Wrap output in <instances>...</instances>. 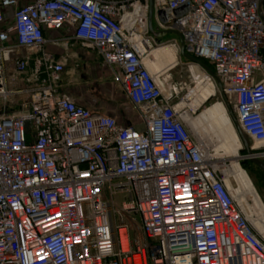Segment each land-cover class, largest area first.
<instances>
[{
  "label": "built area",
  "instance_id": "built-area-1",
  "mask_svg": "<svg viewBox=\"0 0 264 264\" xmlns=\"http://www.w3.org/2000/svg\"><path fill=\"white\" fill-rule=\"evenodd\" d=\"M148 13L149 0H0V97L26 94L0 110V264H264V235L183 119L191 87L146 63ZM151 22L212 64L250 141L242 158L264 161V0H153ZM75 45L137 121L69 92Z\"/></svg>",
  "mask_w": 264,
  "mask_h": 264
},
{
  "label": "rangeland",
  "instance_id": "rangeland-1",
  "mask_svg": "<svg viewBox=\"0 0 264 264\" xmlns=\"http://www.w3.org/2000/svg\"><path fill=\"white\" fill-rule=\"evenodd\" d=\"M176 40L179 43V40H178V37L176 34L168 33L167 35H165L164 37H162L158 40V42H159L158 44L159 45H170V44L174 43V41H176ZM75 48L77 50L81 49V50H84L86 52H89L92 55V57H95L91 50H86V49H84L80 46H77V45H75ZM174 52H175V61L166 67V71L164 70L165 71L164 75L168 76L169 80L173 83L184 82L187 84V86H190L191 89H194V87H196L197 84L199 83V81L201 80V79H199L200 76L205 74V71L203 69H201L198 65L193 64V63L189 62L188 60H186L185 58H183L180 55L179 48H178V50H176L174 48ZM150 58H152V56ZM92 61L96 67H91L87 70H84V68H81V65H80L79 70L81 71V75L79 77H76L77 81H74L72 83L71 81H67L69 79L68 74H66L65 77L63 76L64 82L68 83V86H67L68 90L71 93H73V95H75V96H81L83 98V100H85L86 103H88V101L97 100L99 102V104L102 105L104 110H106V111L115 110L119 119L121 118V114L127 113V115L130 116V118H132L134 121H137L136 110L131 105H127V101L124 98L122 92L120 91L118 83L115 81L113 76L108 72V70H106L104 67H101L99 65L97 58H94V60H92ZM191 65L196 66L197 73L195 75L194 74L193 75L196 76L197 78L193 77V75L191 74V71H190ZM163 66H164V64L158 63V67L160 68L158 70L165 69V68H162ZM151 69L155 70V68H152V67H151ZM210 81L213 82L215 85L214 95L212 97H210V99L208 101L202 102L195 109L193 108V106L191 107V105H190L188 108V113L190 115H192L194 117L197 116L198 114H200L202 111L206 110L212 103H214L216 101H220L223 103L219 89L216 85V82L213 81L212 79ZM7 86H8L7 90L11 91V90H15V89H20L22 87V84L18 85L20 87H18L17 85H15V86L7 85ZM202 87H203V84L200 85V88H202ZM185 92L186 91L181 93L177 97V100H179L181 98V96L184 95ZM25 96H26L25 93L16 94V101L17 102H14L13 104H9L7 102L8 98L4 99V98L0 97V110L6 111L9 113L18 111L20 109V103H22ZM224 106H225V104H224ZM230 110L234 114L233 110L232 109H230ZM226 111L228 112L227 114L229 115V110L227 107H226ZM231 122H232V125L234 126V123L232 120H231ZM192 133L195 135V133L193 131H192ZM241 147H242V145H241ZM210 150H211L210 152L212 153V155L215 154V151L213 148ZM238 152H239L238 158L237 157L233 158L229 155H222L221 158H216L214 156V158L216 160L217 165L219 166V168L223 172L224 176H226L225 172L227 170H229L230 166L233 165L234 162L236 164L238 163V165L250 177L256 193L259 195V197L261 198V200L264 204V176H263V173L255 164H253L250 161V158H242V157H244V155L247 154L243 148L239 149ZM220 153H222V152H220ZM229 179L232 182V185L234 187H238V186H236V185H238L237 181L234 179L233 176L230 175ZM253 202L254 201H253L252 197L247 194V197H246L247 205L251 206L254 209V211L256 213H258L257 208L255 207ZM239 204H240V202H239ZM241 207H242V210H244L243 212L247 215L246 206H244V208H243V206L241 205ZM255 212H254V214H256ZM133 233H135V234L139 233L137 226H135Z\"/></svg>",
  "mask_w": 264,
  "mask_h": 264
},
{
  "label": "bare ground",
  "instance_id": "bare-ground-1",
  "mask_svg": "<svg viewBox=\"0 0 264 264\" xmlns=\"http://www.w3.org/2000/svg\"><path fill=\"white\" fill-rule=\"evenodd\" d=\"M174 61L175 52L171 45L157 46L152 51V58L146 59V63L152 68H155V70L160 69L158 63L164 64L162 68L166 69V67ZM190 69L192 75L197 73L195 65H191ZM194 75L193 77H196ZM205 78V74L201 75L199 78L201 80L197 86L194 87V89L189 88V101L186 103L188 106H193L194 109L202 102L208 101L215 93L214 83ZM202 84L203 87L200 88V85ZM227 113L224 104L220 101H216L195 117L188 112L183 114V119L195 133L201 146L207 151L213 148L215 154L212 156H215L216 158H221L222 155H229L233 158H238V150L241 149V142ZM225 173L226 185L232 190L235 198L240 202L243 208L246 206L247 216L250 218L254 228L264 235V204L256 193L250 177L238 165V163L236 164L235 162ZM230 175L237 181L238 185L236 186L238 187L232 185V182L229 179ZM247 194L252 197L258 213H256L251 206L247 205ZM253 211L256 214H254Z\"/></svg>",
  "mask_w": 264,
  "mask_h": 264
},
{
  "label": "crops",
  "instance_id": "crops-1",
  "mask_svg": "<svg viewBox=\"0 0 264 264\" xmlns=\"http://www.w3.org/2000/svg\"><path fill=\"white\" fill-rule=\"evenodd\" d=\"M56 35L57 36H66V35H68V33H67V31L63 30V31H60L59 33H56ZM48 48L50 50H52L56 55L63 53V49L60 45L59 46H49ZM65 53L67 56L68 69L63 74V76L65 77L66 74L69 75V79L67 81H71L73 83L74 81H77L76 77H79L81 75V71L79 69L78 70L77 69L72 70L70 68L71 65H75L78 63L79 65H81V68H84V70H87L91 67H96L92 61V60H94L95 57H92V55L89 52H86V51L81 50V49L77 50L75 48V46H70L69 49L65 51ZM100 66L104 67L102 65H100ZM71 94L73 95V93H71ZM73 96L77 99V101L79 103H82L85 106H87L93 110H96L102 114L114 116L121 123H127L129 119H132V118H130V116L127 115V113L121 114V118L119 119L115 110H108V111L104 110L102 105L99 104V102L97 100L88 101V103H86L85 100H83V98L81 96H75V95H73ZM123 96H124V94H123ZM124 98H125V96H124ZM126 101H127V105H131L127 99H126Z\"/></svg>",
  "mask_w": 264,
  "mask_h": 264
},
{
  "label": "water",
  "instance_id": "water-1",
  "mask_svg": "<svg viewBox=\"0 0 264 264\" xmlns=\"http://www.w3.org/2000/svg\"><path fill=\"white\" fill-rule=\"evenodd\" d=\"M152 13H153V0H149V13H148V27H149V31L157 38V40H159L160 38L164 37L165 35H167L168 33H174L177 35L178 40H179V45H180V55L185 58L186 60H188L189 62L198 65L201 69H203L207 74H209L211 77L214 78L216 85L219 89L220 95H221V99L223 101V103L225 104V106L228 108L229 110V118L230 120L233 121L234 123V129L236 131V134L241 142L242 148L245 150L246 153H249V147H250V141L248 139V137L244 134V132L241 130V128L239 127L238 123L236 122L235 116L234 114L231 112V108L229 107L228 103H227V99L226 96L223 92V88H222V84L219 80V78L215 75L213 69L206 63H204L203 61H201L200 59L194 57L193 55L188 54L185 49H184V41H183V37L175 30H160V31H154L153 27H152V22H151V17H152ZM241 148V149H242ZM250 161L255 164L263 173L264 176V162L261 159L258 158H250Z\"/></svg>",
  "mask_w": 264,
  "mask_h": 264
},
{
  "label": "trees",
  "instance_id": "trees-1",
  "mask_svg": "<svg viewBox=\"0 0 264 264\" xmlns=\"http://www.w3.org/2000/svg\"><path fill=\"white\" fill-rule=\"evenodd\" d=\"M200 60L203 61L204 63L208 64L213 69L212 64L208 60H206V59H200Z\"/></svg>",
  "mask_w": 264,
  "mask_h": 264
}]
</instances>
